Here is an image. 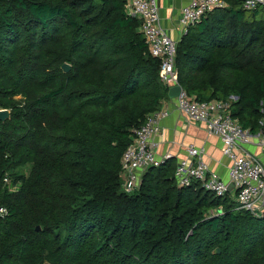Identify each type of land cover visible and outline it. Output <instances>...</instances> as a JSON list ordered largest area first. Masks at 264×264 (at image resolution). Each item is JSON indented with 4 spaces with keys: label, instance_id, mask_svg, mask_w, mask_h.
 <instances>
[{
    "label": "trees",
    "instance_id": "1",
    "mask_svg": "<svg viewBox=\"0 0 264 264\" xmlns=\"http://www.w3.org/2000/svg\"><path fill=\"white\" fill-rule=\"evenodd\" d=\"M225 1L177 42V81L198 100L234 96L256 133L264 8ZM125 2L0 0V264H264V214L178 186L173 159L122 189L132 130L169 100Z\"/></svg>",
    "mask_w": 264,
    "mask_h": 264
},
{
    "label": "built area",
    "instance_id": "2",
    "mask_svg": "<svg viewBox=\"0 0 264 264\" xmlns=\"http://www.w3.org/2000/svg\"><path fill=\"white\" fill-rule=\"evenodd\" d=\"M125 12L140 20L148 51L159 60L160 80L170 88L178 84V72L175 64L177 42L170 37L160 23L157 0H126ZM226 6L225 0H189L180 8L179 24L184 31L198 23L201 18L216 8ZM246 9L264 8V0H242ZM170 99V98H169ZM173 104L188 121L202 123L210 134L221 142V153L227 159V179H223L211 170L204 159L203 146L188 145L185 157L175 165L174 178L180 187L192 182L213 193L223 196L232 193L240 208L253 215L264 214V159L252 154L248 146L256 143L264 148V115L260 119V129L251 133L243 128L238 119L232 116L230 96L226 100H198L181 92L171 98ZM169 106L162 107L146 116L145 121L134 128L131 141L126 146L121 159V186L126 192L135 190L141 181L143 172L161 163L157 156L158 137L162 131V121L169 115ZM170 155L165 154L164 158ZM8 182V178H4ZM233 188L228 191V184ZM7 212L0 206V217Z\"/></svg>",
    "mask_w": 264,
    "mask_h": 264
},
{
    "label": "crops",
    "instance_id": "3",
    "mask_svg": "<svg viewBox=\"0 0 264 264\" xmlns=\"http://www.w3.org/2000/svg\"><path fill=\"white\" fill-rule=\"evenodd\" d=\"M189 0H157L160 23L167 34L174 40L179 41L186 33L179 24L180 8ZM226 2V1H225ZM170 98L163 105L169 106L170 113L162 121V131L158 137L160 142L157 156L161 162L173 159L176 165L186 155L185 148L188 145L203 146L205 149L204 159L209 168L223 179H227V159L221 153L219 138L210 134L202 123L188 121L185 116L176 109ZM249 151L264 159V148L256 143L248 146ZM169 154L168 158H164ZM231 196L234 197L232 193Z\"/></svg>",
    "mask_w": 264,
    "mask_h": 264
},
{
    "label": "water",
    "instance_id": "4",
    "mask_svg": "<svg viewBox=\"0 0 264 264\" xmlns=\"http://www.w3.org/2000/svg\"><path fill=\"white\" fill-rule=\"evenodd\" d=\"M63 70H68L69 69V65L67 63H64L62 66ZM182 90V87L180 84H176L174 86H171L168 89V97L169 98H175ZM9 117V110L8 109H0V120H4L6 118ZM233 188V184L229 183L228 184V191H231V189ZM215 252H219V248L216 247Z\"/></svg>",
    "mask_w": 264,
    "mask_h": 264
},
{
    "label": "rangeland",
    "instance_id": "5",
    "mask_svg": "<svg viewBox=\"0 0 264 264\" xmlns=\"http://www.w3.org/2000/svg\"><path fill=\"white\" fill-rule=\"evenodd\" d=\"M29 166H25V167H22V168H20V169H18V173L19 174H24V175H28V173H29ZM122 187V186H121ZM132 192V191H131ZM219 208H221V207H219ZM209 213L208 214H217V213H219V212H217V209H212V210H210V211H208ZM207 214V215H208Z\"/></svg>",
    "mask_w": 264,
    "mask_h": 264
}]
</instances>
